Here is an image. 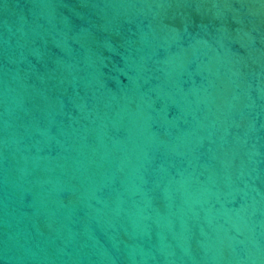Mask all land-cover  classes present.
<instances>
[{"label": "water", "instance_id": "1", "mask_svg": "<svg viewBox=\"0 0 264 264\" xmlns=\"http://www.w3.org/2000/svg\"><path fill=\"white\" fill-rule=\"evenodd\" d=\"M0 264H264V0H0Z\"/></svg>", "mask_w": 264, "mask_h": 264}]
</instances>
